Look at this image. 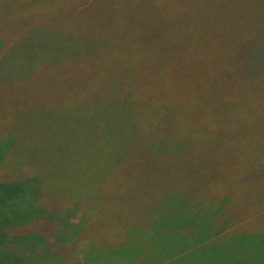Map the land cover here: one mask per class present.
Masks as SVG:
<instances>
[{"label":"rangeland","instance_id":"obj_1","mask_svg":"<svg viewBox=\"0 0 264 264\" xmlns=\"http://www.w3.org/2000/svg\"><path fill=\"white\" fill-rule=\"evenodd\" d=\"M0 157V264H264V0H0Z\"/></svg>","mask_w":264,"mask_h":264},{"label":"trees","instance_id":"obj_2","mask_svg":"<svg viewBox=\"0 0 264 264\" xmlns=\"http://www.w3.org/2000/svg\"><path fill=\"white\" fill-rule=\"evenodd\" d=\"M161 1V0H160ZM160 1L159 0H150V3L153 5V4H157V3H160ZM14 146V145H13ZM12 148L13 147H11L10 146V150H12ZM31 154H32V152H31ZM33 155V154H32ZM1 158V157H0ZM28 161H31V160H27V162ZM41 162V166L43 167V170H46V169H49V167H48V165L45 163V165H44V163L42 162V161H40ZM39 162V163H40ZM42 170V172H43V174H41L42 175V177H43V182H44V184L45 185H47V182H48V178H47V176L44 174V171ZM11 185H15V184H11ZM8 185H2V184H0V188L1 189H3L0 193H2L3 195H7V197H9L10 195H9V193H11V191H12V188H14V189H16V190H19V187H17V186H11V187H7ZM7 190H10V191H7ZM15 190V191H16ZM21 190V189H20ZM48 190H49V188H48ZM43 195L44 196H49V195H52L53 196V194H49V192L48 191H46V192H44L43 193ZM55 197V196H54ZM26 205H30V203H26ZM25 205V207H23L24 208V210H25V212H23V214L24 215H22V216H24L23 218L24 219H29V218H31L32 216H33V214L31 213V211H30V209H28V207ZM23 210V211H24ZM22 219V218H21ZM3 224H5V225H9V224H13V221L12 220H7V221H3L2 222V224H1V226H3ZM0 226V227H1Z\"/></svg>","mask_w":264,"mask_h":264}]
</instances>
